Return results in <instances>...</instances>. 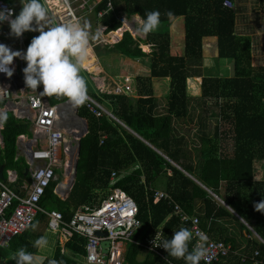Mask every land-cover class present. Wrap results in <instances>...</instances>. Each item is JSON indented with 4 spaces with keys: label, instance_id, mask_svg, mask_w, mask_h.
I'll list each match as a JSON object with an SVG mask.
<instances>
[{
    "label": "trees",
    "instance_id": "trees-1",
    "mask_svg": "<svg viewBox=\"0 0 264 264\" xmlns=\"http://www.w3.org/2000/svg\"><path fill=\"white\" fill-rule=\"evenodd\" d=\"M6 1L18 15L21 0ZM107 1L99 0L94 17L107 11ZM109 1L112 10L98 22L106 29L104 35L109 34L108 40L121 28V17L141 20L146 13L159 11L161 24L145 40L133 39L126 32L118 43L101 51L109 57L143 61L151 75L135 76L129 96L97 89L89 94L119 123L106 115L97 118L85 104L78 106V114L88 121L89 132L81 139L73 190L65 201L55 194L63 180L58 171V178L40 200V208L59 212L64 222L70 223L80 208L99 207L112 191L119 190L135 204L139 222L132 241L126 244L124 264H185L165 250L160 257L148 249L156 232L162 231L164 238L171 239L181 227L189 229V224L183 225L175 215V207L187 216L198 217L210 240L230 246L229 254L212 264H264V213L255 210L264 200V179L257 177L259 170H264V65L252 64V38L238 32L240 10L236 0H229L230 9L224 6L226 0ZM260 1L264 9V0ZM178 19L184 20V52L174 55L170 28ZM23 35L27 49L38 34ZM207 39L216 40V66L212 68L205 66ZM140 44L144 51L150 47L151 53L141 52ZM218 59L231 61V76H223L216 69ZM92 63L94 55L84 66L95 72ZM81 72L91 77L84 69ZM154 78L168 83L163 100L155 97ZM38 90H43L42 86ZM45 97L53 105L67 101L62 96ZM7 115L1 132L4 147L0 146V167L4 171L0 179L7 180V171H15L18 180L12 189L18 191L31 178L25 175L24 159H17V138L32 133L29 121L11 112ZM157 193L167 195L170 201H157ZM47 221L39 214L34 229L29 227L7 247H0V264L13 260L21 247L39 255V248L33 245L44 235ZM58 245L44 264L50 259L58 264H76L79 259L73 255H85L86 240L79 234L66 243V253Z\"/></svg>",
    "mask_w": 264,
    "mask_h": 264
},
{
    "label": "built area",
    "instance_id": "built-area-1",
    "mask_svg": "<svg viewBox=\"0 0 264 264\" xmlns=\"http://www.w3.org/2000/svg\"><path fill=\"white\" fill-rule=\"evenodd\" d=\"M23 2L24 0H21V4ZM60 2L62 5L60 14L49 8L48 0L46 3L49 16L56 23H63L72 18H79L82 21L83 15H93L99 0H68L67 5L63 3V0ZM224 6L232 8L231 1L226 0ZM0 8H10L16 15V9L6 0H0ZM106 9V12H99L96 15L97 20H101L107 12L112 10L109 0ZM119 23L121 28L118 31H121V37L124 33H129L124 29L126 25L134 28L124 17H121ZM1 28H10L8 22L0 24ZM105 30L103 28L100 34L103 35ZM36 33L39 35L38 32ZM4 34L3 36L0 32V44L7 45L13 51L22 53L26 51L24 35L16 38L10 33ZM25 63L22 58H16L11 66L15 69L14 74L10 78L0 73V104H2L0 109L13 113L20 120L29 121L32 133L31 135L22 134L17 138V146H19L17 159L24 157L31 181L22 185L20 193L12 189V184L18 180L15 171L7 172V180L0 179V247H7L14 238L23 235L38 215L42 214L48 219L45 232L56 234L57 238H63L65 241L72 238L74 234L85 238L83 261L76 264H124L126 244L132 241L134 232L139 228V222L136 219L135 204L123 192L112 191L99 207L80 208L70 223H65L59 212L49 213L40 208V200L49 184L58 178V171L65 179L69 177L71 181L73 178L76 154L73 146L77 138L73 137L72 133L77 130H74L76 126L73 124L66 127L62 112L65 108V105H62L63 102L49 104L45 96L39 95L43 90L37 88L33 91L26 87L23 74ZM130 84L131 78L124 76L123 84L115 81L112 91L103 92L115 94V96H123V94L129 96L133 88ZM85 105L97 118L106 115L114 119L107 109L89 96ZM2 129L3 127L0 128V139ZM164 198H167V195L156 194L157 201ZM174 213L179 216L183 225L189 224V230L193 233V248L199 242L198 233L203 232L206 235L207 233L200 228L198 217L187 216L179 207H175ZM153 241L154 238L149 241L148 249L163 257L164 249L154 247ZM106 243L107 246L104 245ZM206 247L208 254L202 259L204 264L217 262L221 257L227 256L231 249L223 242L210 240L209 237Z\"/></svg>",
    "mask_w": 264,
    "mask_h": 264
},
{
    "label": "clouds",
    "instance_id": "clouds-1",
    "mask_svg": "<svg viewBox=\"0 0 264 264\" xmlns=\"http://www.w3.org/2000/svg\"><path fill=\"white\" fill-rule=\"evenodd\" d=\"M46 3L47 0L44 2L24 0L18 15H14L10 8H0V24L8 22L11 36L19 38L26 32L39 33L32 38L23 53L0 44V73L10 78L15 70L11 67L13 61L16 58H22L26 62L23 74L27 88L35 91L42 86L43 91L39 94L41 97L62 96L72 104L81 106L88 100L87 81L81 75V71L94 55L92 42L100 38V32L92 33L91 26L87 22L82 24L79 18H72L63 23L52 21ZM63 3L67 5L68 0H63ZM167 15L171 17L173 13L168 12ZM160 24L159 11H150L140 20L138 31L147 36L155 32ZM135 28L136 26L131 28L133 32ZM7 119V112L0 109V128L4 126ZM255 210L264 213V200L255 205ZM30 227L34 229L36 225L32 224ZM164 237L162 231L156 232L154 247H162L168 255L183 259L185 264H200V261L208 254L206 247L208 237L203 232L198 233L199 242L191 250H189V244L193 239V233L186 227L173 232L171 239ZM33 246L45 248L48 246V239L42 236L34 242ZM12 259L15 264H44L46 257L21 247ZM48 264H58V262L50 259Z\"/></svg>",
    "mask_w": 264,
    "mask_h": 264
},
{
    "label": "rangeland",
    "instance_id": "rangeland-1",
    "mask_svg": "<svg viewBox=\"0 0 264 264\" xmlns=\"http://www.w3.org/2000/svg\"><path fill=\"white\" fill-rule=\"evenodd\" d=\"M232 6V5H231ZM236 6L237 8L240 10L239 15H238V32L240 35L243 36H249L250 38H252V42H253V55H252V63L255 65H260L263 66L264 65V9L262 7L261 1L260 0H236ZM82 14V13H81ZM80 14V16L82 17V15ZM87 16V15H85ZM94 18L96 19V17L92 16L89 18L90 20V24L92 22H94V26L91 27V32L95 33L96 29V23L94 21ZM88 19V18H86ZM85 19V20H86ZM132 20V21H131ZM129 22L132 24V26H136L135 28V32L132 31V29L130 28V26H128L129 29H127L131 35V37L133 39H141V40H145V36L142 35L138 30L140 28V19L138 17H135L133 19H131ZM83 21V20H82ZM81 21V23H82ZM10 28H1L0 32L3 33V36L5 35L4 33H10L8 32ZM103 27L100 26V30H102ZM125 29V28H124ZM109 36L108 35H101L100 34V38L98 40H95L92 42V47H95L96 45H100L98 47H96V49L99 50L97 55H100L101 58L100 59V63H103V60L105 59L106 55H104L101 51L104 48V46H109V45H113L115 44V42L112 39V43L110 42V40H108V42H106V38ZM121 35L119 40H121ZM106 39V40H105ZM170 39H171V52L174 55H178V54H183L184 52V40H185V32H184V20L183 19H178V20H174L172 23V26L170 28ZM214 44H216V40H212V39H207L204 41V57H205V66L208 68H212L215 67L216 62V55H217V50L216 47L214 46ZM141 47L139 46V48L141 49V52H144L146 54H150L151 53V48L146 46L148 48V50L144 51V46L143 44H140ZM97 53V52H96ZM118 58V57H117ZM94 61L95 63V72H90V69L88 70V68H86L85 66L83 67V69L89 73L88 75L91 76L90 78L87 76V74L82 73L81 75L84 76V78L87 81V93L88 94H93L97 90L100 91H112L111 89V85H112V81L113 80H107L105 82H103V79L100 77V75L102 74H95L96 72L99 73L100 69L96 64V58L94 56ZM129 61H133L134 63H138L140 66H144V70H149V68L147 67V65L145 64V62L143 61H139V60H130ZM112 64V62H111ZM129 68V74L128 76H130L131 81H133L134 79V75H132V72L130 71V67ZM106 69L109 71V67H106ZM217 70L221 71L223 74V76H231L232 75V64L230 60H226V59H218V65L216 67ZM226 69V70H225ZM143 70V71H144ZM150 71V70H149ZM227 73V74H225ZM145 74V73H144ZM93 81V83H91V81ZM201 80V79H200ZM115 81L118 84H123V76L122 75H117V77L115 78ZM104 84V85H103ZM134 84V81H133ZM153 86H154V90H155V96H157V98L165 97V93L167 90V81L164 79H157L154 78L153 79ZM191 87L193 86V83L190 82ZM132 85V83L130 84ZM132 96L135 98L134 94H132ZM191 125V127H193L194 124H189ZM76 157V154H75ZM259 179V178H258ZM65 181V178H63L62 182L60 183L61 185H63ZM162 191V190H161ZM163 192V191H162ZM164 193V192H163ZM44 237H46L48 239V246L44 248L43 253H48V248H52L53 247V242L55 241V236L56 234H52L49 232H43ZM63 239H59V241H61ZM40 253H41V248H40ZM13 264H15V261L10 260ZM9 261V262H10ZM10 262V263H11Z\"/></svg>",
    "mask_w": 264,
    "mask_h": 264
},
{
    "label": "crops",
    "instance_id": "crops-1",
    "mask_svg": "<svg viewBox=\"0 0 264 264\" xmlns=\"http://www.w3.org/2000/svg\"><path fill=\"white\" fill-rule=\"evenodd\" d=\"M93 16V15H92ZM91 17V15H87V16H85V15H83V21H82V24L84 23V22H87V23H89L90 24V18ZM86 18H88V19H86ZM50 19L52 20V21H54L53 20V18H51L50 17ZM86 19V20H85ZM55 22V21H54ZM99 20H96L95 21V23H96V29H98V30H95V32H97V31H101L100 30V25H99ZM93 24H94V22H92ZM91 23V27L92 26H94L93 24ZM127 29H129L128 28V26L126 25V27H125V30H127ZM8 32H10V29H9V31ZM118 33H121V31H118V32H116L113 36H112V38H111V40L110 41H112V39L114 40V37H115V35L116 34H118ZM106 40V39H105ZM108 41V39L106 40V42ZM116 41H118V40H116ZM96 46H100V45H96ZM93 50H94V47H93ZM94 56H95V58H96V64H97V66L99 67V69H100V72L98 73V74H102V75H100V77L103 79V82H105V81H107V80H113L112 82H115V78L117 77V75H122L123 77L124 76H128V74H129V68L128 67H130L131 69H130V71L132 72V75H134V78H135V76H150L151 75V73H150V71L148 70H144L143 68H144V66H140L138 63H134L133 61H129V59H125V58H121V57H118V56H115V55H111L110 57L109 56H106L105 57V59L103 60V63H100V59L101 58H98L99 56L95 53V51H94ZM118 57V58H117ZM111 62H112V64H111ZM106 67H109V71L106 69ZM144 70V71H143ZM145 73V74H144ZM130 77V76H129ZM168 84V83H167ZM104 85V84H103ZM111 87V89H112V87H113V83H112V85L110 86ZM97 89V88H96ZM101 92V91H100ZM101 93H104L103 91L101 92ZM88 96H89V94H88ZM156 98H157V96H155ZM158 99H162V97H160V98H158ZM67 108V107H66ZM65 108V109H66ZM69 108V107H68ZM105 108V107H104ZM64 109V110H65ZM106 109V108H105ZM65 113L67 114V112L65 111ZM115 120V119H114ZM0 146L1 147H4V144H3V142L1 141V139H0ZM17 148H19L18 146H17ZM22 159H24V157H21ZM24 163H25V160H24ZM0 168H3L4 169V167L2 166V167H0ZM262 168V167H261ZM4 171V170H3ZM9 171V170H8ZM7 171V172H8ZM257 177L259 178L258 180H261V179H264V170H262V169H260L259 170V172H258V174H257ZM67 179V178H66ZM66 179H65V181H66ZM25 182V181H24ZM23 182V184L22 185H24L25 183H28V182H25L24 183ZM22 185H21V188H22ZM63 186V185H62ZM21 188H19V190L17 191V190H15L16 192H20L21 193ZM67 188H68V186H67ZM67 188H64V189H67ZM44 232H45V229H44ZM43 237H44V235H43ZM53 237H55V241L53 242V247L52 248H48V253H43V250H44V248H41V253H39V255L40 256H44V257H46V259L47 258H51L53 255H54V252H55V250H56V248H57V244H59L58 246L60 247V249H61V252L62 253H66V249H65V245H66V243H68L69 241H70V239L68 240V241H65L63 238H61V239H63V240H61V241H59V238H57L56 236H53ZM59 242V243H58ZM39 252H40V248H39ZM78 257V259L80 260V257H84V256H82V255H73V259L74 258H77ZM79 260H77V262L76 263H81L82 261H79ZM10 260H7V261H5V264H13L11 261V263L9 262Z\"/></svg>",
    "mask_w": 264,
    "mask_h": 264
},
{
    "label": "water",
    "instance_id": "water-1",
    "mask_svg": "<svg viewBox=\"0 0 264 264\" xmlns=\"http://www.w3.org/2000/svg\"><path fill=\"white\" fill-rule=\"evenodd\" d=\"M70 104H72V103L69 102L68 100L62 103V105H65V106L66 105H70ZM72 105H73V108H74V114H75L76 118L78 119V121H80L82 124H84V128L81 129L79 131V133H76V132H73L72 133L73 134V137H76L77 138V142L73 146L74 149L76 150V157H75L73 178L70 181V184L68 185V188L67 189H63L62 188V185L61 184H58L57 185V188L55 190V194L57 196H59L63 201L67 200L70 197V194H71V192L73 190V186H74L75 181H76V178H77V168H78V163H79V155H80V151H81V139H83L88 134V132H89V127H88V121H87V119L81 117L78 114V106H76L74 104H72ZM75 126L78 127L77 125H75ZM1 141L3 142V136L2 135H1ZM3 170H4L3 168H0V176H2ZM28 174H29V169L26 168L25 175H28ZM104 245L107 246V243L104 244Z\"/></svg>",
    "mask_w": 264,
    "mask_h": 264
},
{
    "label": "bare ground",
    "instance_id": "bare-ground-1",
    "mask_svg": "<svg viewBox=\"0 0 264 264\" xmlns=\"http://www.w3.org/2000/svg\"><path fill=\"white\" fill-rule=\"evenodd\" d=\"M48 5H49V8H51L52 10H55L57 12V14H60L61 13V11H62V5H61L60 0H48ZM120 35H121V33L116 34L115 37H114V41L119 40ZM65 108H64L65 110L63 109L62 112H63V120L66 122V125H67L66 127H70L71 124H73V126L74 125H77L78 127H74L75 128L74 130H77L75 132L76 133H79V131L84 128V124H82L76 118V116L74 114V108H73V105L72 104L66 105ZM65 111L67 112V114L65 113ZM68 184H70V178L69 177H67L66 181H64L62 188L63 189L64 188H67Z\"/></svg>",
    "mask_w": 264,
    "mask_h": 264
}]
</instances>
